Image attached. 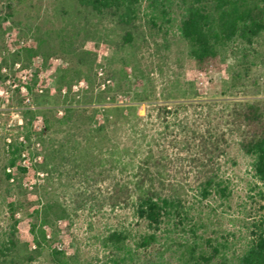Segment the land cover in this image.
<instances>
[{
  "label": "rangeland",
  "instance_id": "374dc122",
  "mask_svg": "<svg viewBox=\"0 0 264 264\" xmlns=\"http://www.w3.org/2000/svg\"><path fill=\"white\" fill-rule=\"evenodd\" d=\"M182 16L179 0L163 9L142 1L129 25L74 0H0V245L9 247L0 263L114 264L123 258L118 264H183L194 241L232 260L264 232V186L255 182L241 146L250 135H264V32L251 46L236 43L196 67L178 32ZM190 96L206 102V120L200 107L183 105ZM131 102L136 110L124 119ZM35 104L51 127L43 130V115L27 118L45 146L21 155L7 180V143L19 142L22 115ZM110 104L123 114L107 117ZM164 106L178 113L162 124L157 110ZM208 123L224 129L218 172L228 198L194 196L197 142L187 131L199 133ZM141 134L156 138V184L181 194L188 208L181 225L170 221L148 250L136 247L146 228L131 211L132 166L125 169L129 160L122 156L129 146L133 160L148 151L150 139L141 141ZM114 145L119 149L109 150ZM121 228L129 231L124 249L104 244L107 232Z\"/></svg>",
  "mask_w": 264,
  "mask_h": 264
},
{
  "label": "trees",
  "instance_id": "16d2710c",
  "mask_svg": "<svg viewBox=\"0 0 264 264\" xmlns=\"http://www.w3.org/2000/svg\"><path fill=\"white\" fill-rule=\"evenodd\" d=\"M76 4L82 8L89 9L95 14H103L110 12L121 24L129 25L135 21L138 14V9L142 1L145 0H74ZM147 6L153 9L165 8L171 0H146ZM183 6V16L180 21L178 32L182 39L187 42L189 51L188 55L194 66L202 67L209 61H216L221 52L225 49L239 43L246 46H251L254 41L264 32V0H179ZM129 37V34H126ZM31 78V77H30ZM29 78V80H31ZM70 84H68L69 86ZM27 93L32 92L30 85L24 86ZM137 100V99H135ZM134 101V99L132 100ZM184 106H197L206 111L204 114L205 120L209 116V111L205 109L206 102L197 96H190L184 101H181ZM35 111L26 109L22 115L24 134L17 138L18 143L8 142L7 148L11 149L8 152L5 169L7 180L11 179L10 170L16 166L17 161L25 152L32 149H43L44 140L41 138L42 131L39 132L32 129V122L27 118V114L35 117V114L43 115V130L49 129L51 126L44 115V110L36 106ZM124 108V119L127 117L128 111L136 110V104H129ZM118 106L110 104L107 106L106 112L111 117L114 113L122 115L123 110H118ZM73 107L63 108V116L66 113L73 111ZM127 112V113H126ZM162 116V124L168 120L169 116H176V109L172 110L168 106L157 110ZM168 114H170L168 116ZM106 116V114H105ZM107 119V118H106ZM108 121V119H107ZM161 124V125H162ZM137 125V124H136ZM135 126V125H133ZM138 126H142L138 124ZM167 128V125H165ZM96 127V126H95ZM164 127V126H163ZM205 130L190 128L188 132L191 134V142L197 143L192 145L196 152L194 153L197 159L193 163H198L199 172L194 177L195 189L194 196L200 200L207 199L215 194L219 197L228 198L229 191L226 180L219 174L220 165L218 163L222 154L219 153L223 143V128H218L216 125ZM104 126L97 125L96 131L102 133ZM144 130H141L143 133ZM186 131V130H185ZM196 135V137H195ZM141 136H143L141 134ZM149 137V141L146 138ZM93 142L97 136L92 137ZM91 139V140H92ZM144 139V140H142ZM141 141H146L148 151H142L138 160L130 158L129 151L132 148L124 147L122 151L123 157L129 162L125 163V169L129 166L133 173L132 182V205L131 211L133 216L140 222L145 224L146 230L140 233L136 242V247L143 250H148L159 241V234L163 227H167L170 221L178 219L179 223L174 226L181 225V219L188 214L185 208V203L182 200V195L176 193L172 189L163 190L156 184L160 173L158 171V160L153 154L152 144L155 142V135L143 136ZM29 143V144H26ZM136 145V144H135ZM242 150L252 159L251 170L256 183L264 186V135H250L245 138L241 144ZM112 147V146H111ZM119 149V146L109 147V150L114 148ZM135 147V146H134ZM137 147V146H136ZM140 147V146H139ZM32 148V149H31ZM57 151V150H56ZM40 154H36L39 157ZM56 155V154H55ZM129 156V157H128ZM135 158V156H134ZM23 172L25 168H20ZM155 170V171H154ZM35 210V215L38 214ZM42 224L46 223V214H43ZM34 232V230H32ZM129 231L126 228L113 229L106 233L104 244L111 249L121 250L127 246ZM208 242V241H207ZM210 252L198 245L197 242H192L187 245L186 255L183 258V264H264V232L259 231L249 242L246 248L236 255L232 260H227L221 254L218 247H211ZM9 251L6 243L0 245V258L5 257V253ZM123 258H117L114 264H118ZM158 260V259H157ZM5 261V260H4ZM0 264H8L1 262ZM9 264H15L13 262ZM147 264H158V261L150 260Z\"/></svg>",
  "mask_w": 264,
  "mask_h": 264
}]
</instances>
